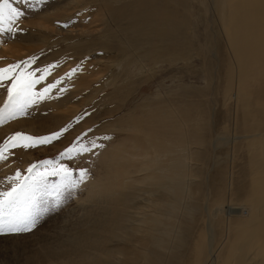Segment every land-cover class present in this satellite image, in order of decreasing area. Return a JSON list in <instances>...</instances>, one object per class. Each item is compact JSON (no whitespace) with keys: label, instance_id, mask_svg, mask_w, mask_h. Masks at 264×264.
Instances as JSON below:
<instances>
[{"label":"rangeland","instance_id":"374dc122","mask_svg":"<svg viewBox=\"0 0 264 264\" xmlns=\"http://www.w3.org/2000/svg\"><path fill=\"white\" fill-rule=\"evenodd\" d=\"M143 3L150 11L153 4L143 0H9L21 15L12 24L11 32L7 19L0 25V68L19 64L26 74L32 73L29 78L38 81L32 86L34 97L45 89L49 91L44 99L30 104L23 115L0 123V128L24 119L37 121L69 111L74 113L51 132L32 134L17 130L0 140L3 145L16 133L34 138L62 133L48 144L10 149L7 159L0 161V191L11 187L7 178L14 177L17 171L21 178L29 176L27 169L32 165H36L33 175L59 171L60 166L70 170L74 181L79 180L81 169H86L87 175L70 191L63 192L60 207L45 214L31 232L0 236V264H61L63 256L78 247H88L96 253L79 264L90 263L92 257L90 264L104 261L96 252L100 244L83 240L86 230L79 223L84 220L81 208L90 206V188L105 184L111 165L116 163L113 155L118 151L122 165L128 166L123 167L129 170L144 136L127 130V126L136 122L152 128L160 144L156 146L158 153H163L160 147L173 152L164 153L166 157L157 154L156 168L169 166L170 159L182 155L186 173L180 178L185 197L175 208L170 194L155 193L150 183H137L135 188L141 197L135 205L151 210L155 202L146 205V200L157 199L162 204L155 212L151 211L158 222L151 232L162 240L161 248L144 250L150 248L145 228L140 226L143 230L135 231L144 216L139 209L140 213L131 217L133 220L123 222L122 232L110 238L106 249L112 250L119 247L118 241H126L122 248L128 251L158 255L152 261L195 264L192 247L202 231L212 238L211 248L223 263L228 257L224 256L238 244L230 230L238 220H244L250 196L260 192L264 184L260 141L252 138L264 137V99L256 101L242 95L235 107L231 101L223 103L226 84L219 64L224 58L217 52L224 50V46L219 48L216 43V0H183L194 40L189 42L181 61L159 64H154L153 61L161 60L153 56L162 45L140 33L146 29L138 21V15L146 13ZM177 8L173 4L172 9ZM184 8L179 5V16H184ZM49 14L53 16L47 20ZM77 30H87V34L80 35ZM85 81L89 84L86 87ZM10 83L4 81L0 87V108L4 106ZM251 91L253 94L254 90ZM89 98L86 104L84 101ZM165 124L174 132L166 134L162 130ZM93 143L97 147H92ZM80 145L91 150L60 158L65 149ZM45 161L51 163L45 165ZM143 175L140 172L136 177ZM45 179L54 195L55 186L62 183L61 177L46 175ZM176 183L174 180L167 184ZM113 200L116 206V196ZM234 208L242 213L234 214ZM72 237L76 239L74 248H62L61 242ZM258 246L264 247V230L257 236L253 249ZM260 256L264 263L262 249ZM68 262L75 264L72 260Z\"/></svg>","mask_w":264,"mask_h":264},{"label":"bare ground","instance_id":"6f19581e","mask_svg":"<svg viewBox=\"0 0 264 264\" xmlns=\"http://www.w3.org/2000/svg\"><path fill=\"white\" fill-rule=\"evenodd\" d=\"M143 1L151 2L153 6L149 3L151 10L147 11L145 6L146 3L142 5L146 13L138 15V21L141 22L140 25L145 26L146 29H144V33L143 31H140V33L145 37L150 36L151 39L162 45L153 56L159 58L161 62L156 60L153 61L154 64L181 61L186 53L189 42H191L192 39L194 40L193 33L191 32L192 30H189V23L185 17L186 10L183 5V0ZM216 2V43L219 48L222 45L224 46V50L219 49L217 52L218 55H222L224 58L223 63L219 64L224 83L226 84L223 89V94L225 96L223 103L231 101L235 107L238 103L237 99L242 95H249L256 101L262 100L264 99V0H216ZM173 4L178 6V8L179 5L184 8V16L178 15V8L176 10L172 9ZM161 7H165V9ZM74 8V5L71 4L70 9L73 10ZM52 16L53 14H49L46 15L45 18L48 20ZM75 32L80 35L87 34V30H77ZM220 41H222L223 44H221ZM234 56H236L237 60L234 59ZM143 57L147 56L143 55ZM148 57H152V55ZM88 85V81H85L83 86L86 87ZM105 86H107V84H105ZM239 89L241 92H237ZM251 89L254 90L253 94H251ZM90 100V98L85 99L84 102L88 104ZM241 108L239 110H241ZM72 113L74 112L69 111L66 114L61 113L62 115L58 116L40 118L37 121L24 119L12 125L4 124L5 126L0 128V140L8 133L17 130H23L32 134L51 132L64 124V122L71 117ZM169 119L170 118H167V120ZM127 130L136 133V136L143 133V139L139 143V153L133 155L134 159L131 161L132 163L129 165L130 168L127 171V169L123 167L127 166V164L122 165L123 159L120 151H118L113 155L116 163L111 165V172H109L110 175L107 173L108 176L106 175L105 184L102 181L103 183L99 185L95 183L96 185L90 188L88 197L90 206L88 207L86 204L83 205L82 208L80 207L84 220H79V223L83 224L86 230V234L83 235V240H91L100 244V248L96 252L104 259L101 264H155V262L156 264H161L159 261H152L158 257L155 253H145L144 251L133 252L122 248L125 246L126 241H118L119 247H114L112 250L106 249L105 246L110 238L119 236L122 232V224L124 221H130V218L134 217L133 214H139L143 210L142 213H144L143 215L145 217L147 216V218L143 216V219L138 221V227L135 231L143 230L140 226L145 228V238L150 247H144L145 251L161 248L160 246L163 243L162 240H158V238L152 234L151 230L157 227L158 223L157 218L153 216V212L158 210L157 208H160L162 204L158 202L157 199L146 200V205L155 202L154 204L152 203L153 206L151 210H147L148 207H145V210L141 208V205H135L136 201L141 197V193L137 192L135 188L137 183H150L152 187H154L155 193L161 192L165 196L170 194L173 197L174 207L180 204L182 196L185 197V195H183V193H185L184 185L180 178L182 173H186V169L184 170L183 166L182 155L180 154L178 159H170L169 166L161 165L156 168L155 163L157 154H159L160 157H166L164 153L173 154V152L160 147L163 153H158L156 146L160 144L156 142V136L152 128L147 125H142L141 122H136L135 124L127 126ZM162 130L166 134L174 132V129L167 128L166 124L163 126ZM252 138L260 141L259 159L264 166V137L258 135ZM133 146L135 145L133 144ZM136 159L139 160V162H137ZM140 172L144 173V175L143 177L137 178L136 174ZM174 180H177L174 186H169L167 184L168 181ZM262 182H264V179ZM146 186H148V184ZM261 187L262 190L260 192L250 196V202L247 206L248 210L244 220L243 218L238 220L233 224V228L230 230V234L234 235L232 238L234 240L238 239V244L228 255L224 256H228L227 259L223 263H220L219 257L214 253L215 250L211 248L212 238L201 231L194 240L191 252L192 260L195 264H264L261 262L262 258L260 256V250H264V247L258 246L253 249L257 236L264 230V184ZM139 190L140 188H138V191ZM114 196H116V206L113 200ZM149 201L151 202L149 203ZM139 209L141 211L137 213ZM153 209L155 210L153 211ZM232 210L234 214L242 213L239 208H234ZM151 211H153V214ZM90 224L91 226L88 227ZM113 226L114 228H111ZM109 227L110 229H108ZM244 229H247L245 234H243ZM127 231H129V228H127ZM75 240L74 237L70 238L69 241L65 240L61 242V247L73 249V242H75ZM155 251L158 252L157 250ZM95 255L96 253L93 252V249L90 250L88 247H78L65 256L62 254L59 256H63L61 264H68L70 260L75 264H79L82 260L84 261L85 258L88 260L87 258ZM86 260L84 262H87ZM91 262H93V257Z\"/></svg>","mask_w":264,"mask_h":264},{"label":"snow or ice","instance_id":"6c2138e0","mask_svg":"<svg viewBox=\"0 0 264 264\" xmlns=\"http://www.w3.org/2000/svg\"><path fill=\"white\" fill-rule=\"evenodd\" d=\"M21 13L12 8L9 0H0V25H3L5 19L9 23L8 31H12V24L20 17ZM2 30V29H0ZM32 73H25L21 70L19 64H10L7 67L0 68V87H3L4 81H10L6 92L7 98L4 101L3 108H0V123L6 119H15L23 115L25 109L36 99H44L49 89L40 92L38 97H34L32 86L38 81L31 80ZM43 79V76L40 77ZM61 132L54 133L52 136L34 138L21 133L9 137L3 145H0V161L7 159V154H11L10 149L16 147H34L39 144H48L54 139H58ZM92 147H97L93 143ZM91 149L80 145L71 146L60 153V158L73 155H80ZM50 161H45L48 165ZM32 165L27 169L29 176L21 178L19 171L14 177H8L7 181L11 184L8 190L0 191V236L21 235L31 232L38 221L49 211L59 208L64 191H70L77 183L82 182L87 175L86 169L79 172V180L74 178L68 168L60 166L59 171L53 170L50 173L37 172L33 175ZM61 173L63 175H61ZM60 176L62 183L54 188L55 194L49 189L45 176Z\"/></svg>","mask_w":264,"mask_h":264}]
</instances>
